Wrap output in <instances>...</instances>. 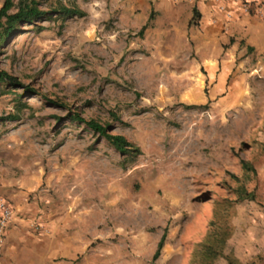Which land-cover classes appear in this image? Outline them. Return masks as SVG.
Listing matches in <instances>:
<instances>
[{"label": "rangeland", "instance_id": "obj_1", "mask_svg": "<svg viewBox=\"0 0 264 264\" xmlns=\"http://www.w3.org/2000/svg\"><path fill=\"white\" fill-rule=\"evenodd\" d=\"M38 1L84 14L51 12L0 44V68L40 93L0 83V197L60 222L73 264H264V56L242 42L210 99L208 61L225 54L207 51L190 2ZM73 113L138 150L121 154Z\"/></svg>", "mask_w": 264, "mask_h": 264}, {"label": "crops", "instance_id": "obj_2", "mask_svg": "<svg viewBox=\"0 0 264 264\" xmlns=\"http://www.w3.org/2000/svg\"><path fill=\"white\" fill-rule=\"evenodd\" d=\"M176 1H188L192 10L196 9L194 20L193 12H188L186 16L199 29L200 32L196 28L195 33L206 43L207 47L203 46L208 48L207 51L225 54L216 62L212 59L208 61L207 78L217 79L211 84V99L225 86L226 78L235 63L234 55L242 42L245 44L242 50L250 48L256 54L264 56V15L244 13L240 3L235 0L226 1L230 18L218 10L216 0ZM210 46L214 48L213 51H210ZM218 68L215 78V69ZM26 217L29 218L27 214L20 217L17 210H12L0 254V264H73L72 259L77 251L75 236L66 233L60 222L45 223V211L37 219Z\"/></svg>", "mask_w": 264, "mask_h": 264}, {"label": "trees", "instance_id": "obj_3", "mask_svg": "<svg viewBox=\"0 0 264 264\" xmlns=\"http://www.w3.org/2000/svg\"><path fill=\"white\" fill-rule=\"evenodd\" d=\"M51 12L59 14L61 16H81L84 11L77 5L67 6L64 4H59L55 6ZM40 7L38 0H4L0 7V44L4 42L7 38L12 35L18 34L21 31V26L25 24H32L36 29L42 30L43 26L38 24L43 18L49 17V13ZM196 9L193 8V14H196ZM146 25H143L140 29L142 32ZM250 49V48H249ZM0 83L7 84L12 87L23 88L24 90L33 92L34 94H40L29 84L21 83L16 76L11 75L5 69L0 68ZM51 102L56 103L55 100ZM59 102V101H58ZM29 108L28 103L22 102L17 106V112L23 108ZM9 113L5 118L10 120H17L19 114ZM71 120L76 122L84 123L89 129L98 136L104 138L113 148H115L121 154H126L138 150L132 142L126 139L123 135L115 134L111 132V126L109 123H101L95 119H85L80 113H73ZM241 166L244 169L253 170L247 162H242ZM238 195L240 198L253 199V193L245 189L243 184H240L237 188ZM166 236V229H164L159 241L157 242L156 249L152 255V260H156L160 254V250L163 246L164 239ZM208 249L213 245L211 243L207 244ZM231 262V261H230ZM231 264H233L231 262Z\"/></svg>", "mask_w": 264, "mask_h": 264}, {"label": "built area", "instance_id": "obj_4", "mask_svg": "<svg viewBox=\"0 0 264 264\" xmlns=\"http://www.w3.org/2000/svg\"><path fill=\"white\" fill-rule=\"evenodd\" d=\"M218 10L225 13L227 18H230V12L227 9V0H216ZM241 5L244 13H253L259 16L264 15V0H235ZM12 218V208L4 197H0V254L3 248L6 229Z\"/></svg>", "mask_w": 264, "mask_h": 264}]
</instances>
